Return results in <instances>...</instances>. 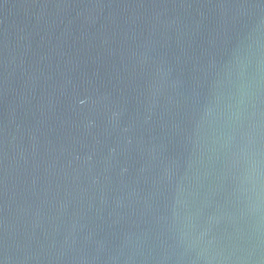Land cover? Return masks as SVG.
<instances>
[{
  "label": "water",
  "instance_id": "obj_1",
  "mask_svg": "<svg viewBox=\"0 0 264 264\" xmlns=\"http://www.w3.org/2000/svg\"><path fill=\"white\" fill-rule=\"evenodd\" d=\"M0 264H264V0H0Z\"/></svg>",
  "mask_w": 264,
  "mask_h": 264
}]
</instances>
